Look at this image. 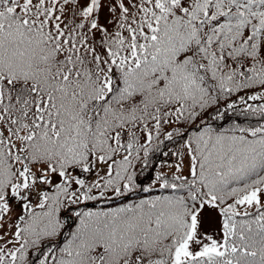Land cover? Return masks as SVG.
Here are the masks:
<instances>
[{
	"label": "snow or ice",
	"instance_id": "obj_1",
	"mask_svg": "<svg viewBox=\"0 0 264 264\" xmlns=\"http://www.w3.org/2000/svg\"><path fill=\"white\" fill-rule=\"evenodd\" d=\"M0 264H264V0H0Z\"/></svg>",
	"mask_w": 264,
	"mask_h": 264
},
{
	"label": "rangeland",
	"instance_id": "obj_2",
	"mask_svg": "<svg viewBox=\"0 0 264 264\" xmlns=\"http://www.w3.org/2000/svg\"><path fill=\"white\" fill-rule=\"evenodd\" d=\"M211 215L212 216V219L209 223H205L203 228H202V231L203 230H208L209 232L211 231H214L216 230L219 225H218V218L215 216V214H210V213H205V216H209Z\"/></svg>",
	"mask_w": 264,
	"mask_h": 264
},
{
	"label": "trees",
	"instance_id": "obj_3",
	"mask_svg": "<svg viewBox=\"0 0 264 264\" xmlns=\"http://www.w3.org/2000/svg\"><path fill=\"white\" fill-rule=\"evenodd\" d=\"M106 15H107L106 10H105L104 12L101 13V23L104 22V18H105Z\"/></svg>",
	"mask_w": 264,
	"mask_h": 264
}]
</instances>
